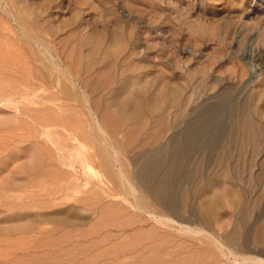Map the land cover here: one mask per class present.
Segmentation results:
<instances>
[{"label":"rangeland","instance_id":"rangeland-1","mask_svg":"<svg viewBox=\"0 0 264 264\" xmlns=\"http://www.w3.org/2000/svg\"><path fill=\"white\" fill-rule=\"evenodd\" d=\"M186 131L172 215L139 173ZM262 225L264 0H0V264H264Z\"/></svg>","mask_w":264,"mask_h":264},{"label":"bare ground","instance_id":"bare-ground-1","mask_svg":"<svg viewBox=\"0 0 264 264\" xmlns=\"http://www.w3.org/2000/svg\"><path fill=\"white\" fill-rule=\"evenodd\" d=\"M52 57V56H50ZM52 59V58H51ZM53 60V59H52ZM48 61V60H47ZM52 65L54 64V61H52ZM56 63V62H55ZM51 64V63H50ZM14 67L18 68V65L13 63ZM58 67V64L56 65ZM59 68V67H58ZM38 77V75H37ZM36 77V78H37ZM39 77H41V75L39 74ZM38 77V79H39ZM42 81V80H41ZM68 91V90H66ZM173 92V91H172ZM171 92V93H172ZM175 96V94H174ZM158 97V96H157ZM156 96H154V99L157 98ZM138 99V98H137ZM158 99V98H157ZM156 99V101H157ZM169 99V98H168ZM116 100V99H115ZM123 100V99H121ZM173 100V99H172ZM171 100V101H172ZM134 101V100H133ZM137 101V100H136ZM134 101V103L136 102ZM152 101H153V97H152ZM159 101V100H158ZM168 101V100H167ZM170 101V99H169ZM170 101V102H171ZM116 102V101H114ZM118 102V101H117ZM123 102V101H122ZM140 102V101H139ZM170 102L168 104V102L166 103L168 106L170 105ZM119 103V102H118ZM121 103V101H120ZM154 105H157V103L153 102ZM123 104V103H122ZM121 104V105H122ZM152 104V103H151ZM173 104V103H171ZM120 105V104H119ZM119 105L117 106L119 108V111L121 110V108L119 107ZM126 105V104H125ZM129 105H130V102H129ZM135 105V104H134ZM139 105V103H138ZM136 105L135 107H138L139 109V106ZM152 105V106H154ZM171 106V105H170ZM170 106L169 108L166 109V111L168 112L169 109H170ZM126 107V106H124ZM134 107V106H133ZM134 107V108H135ZM17 108V107H16ZM127 108V107H126ZM142 107H140L141 109ZM153 108V107H152ZM150 107V109H152ZM155 109L157 108V106L154 107ZM138 109H135V110H138ZM143 109V108H142ZM158 109V108H157ZM125 110V109H124ZM149 110V109H148ZM140 111V110H138ZM144 111H146L144 109ZM152 110H150L151 112ZM155 112V110H153ZM109 112V111H108ZM123 112V111H122ZM136 112V111H135ZM149 112V111H147ZM132 113V112H131ZM145 113V112H144ZM143 113V114H144ZM166 113V112H165ZM164 113V114H165ZM135 113H133L134 115ZM137 114V113H136ZM135 114V119L136 118H140L141 116H137ZM139 114V112H138ZM108 115V114H107ZM122 115V113H121ZM105 116H106V113H105ZM112 116V115H111ZM110 117V116H109ZM108 117V118H109ZM116 117V116H115ZM132 117V116H131ZM129 117V118H131ZM114 120L113 117H110ZM133 118V117H132ZM131 118V119H132ZM143 118V117H142ZM145 118V117H144ZM104 117L102 118V121L104 122ZM117 119V117L115 118V120ZM110 119H108L109 121ZM118 121L120 120V122L122 121L121 119H117ZM115 121V122H118V121ZM133 120V119H132ZM141 120V119H140ZM162 121V120H161ZM160 121V123H161ZM112 122V121H111ZM125 121L123 120V123ZM163 122V121H162ZM107 123V122H106ZM110 123V122H108ZM122 123V124H123ZM164 123V122H163ZM113 124V123H111ZM106 125V124H104ZM110 125V124H108ZM114 125V124H113ZM112 125V127H113ZM115 125L118 127L119 126V123H115ZM114 125V126H115ZM107 127V126H106ZM110 127V126H109ZM110 128V129H113V128ZM116 127V128H118ZM142 127V126H141ZM109 129V128H108ZM115 131H117L116 129H113ZM110 131V130H109ZM114 131V132H115ZM113 132V131H111ZM104 133V132H103ZM189 131H186L182 136H176L174 137L171 141H170V144L169 146L165 147V148H162L159 152V155L156 157V158H153L152 160H150L149 162H146L145 164H143V167L140 169V173H139V182L141 184V187L144 188V190L152 196V198L157 202L158 205L160 206H164L166 207L167 209V212H169L170 214L172 215H176V208L179 204V201H180V198H179V195H178V192L176 191V186H175V181H174V178L179 175L183 170H184V157H185V146H184V141L185 139H187L189 136ZM245 134L246 137L253 143H256L258 138H259V127L256 125V123L252 120V119H246L243 123L242 122H239L238 119H234L233 120V124H232V127L230 129V136L231 137H241V135ZM105 135V133H104ZM160 135V134H159ZM158 135V136H159ZM162 136V135H161ZM193 136V135H192ZM108 138V137H107ZM160 139V138H158ZM134 141V140H133ZM107 142V141H105ZM115 151V150H114ZM226 153H229V152H226ZM230 155V154H229ZM119 156V155H118ZM115 159H118L117 157ZM116 161V164H117V160ZM120 161V159H119ZM119 163V162H118ZM121 163V162H120ZM119 163V164H120ZM119 166V165H118ZM121 166V165H120ZM121 170V169H120ZM122 173V172H121ZM201 173V168H199L197 170V175L199 174L200 175ZM123 175V173L121 174ZM138 180V179H137ZM225 184V183H224ZM134 192V191H132ZM135 193H133L132 195H134ZM187 195V194H186ZM184 196V207L185 209L192 213V217H191V221L194 220V221H202L203 223L207 224L210 222L211 218L215 215L218 207H219V202H220V198L221 196L220 195H216L214 197H212L210 199V201L206 202L204 206H202V209H200V211L198 213H195L192 211V209H190L191 205H190V200H189V195L187 196ZM227 195V194H226ZM230 199L236 203V201L238 200V198L236 196H232L231 194H228ZM135 198V197H134ZM183 199V198H182ZM136 200V203L135 205H138L140 210H142V204L140 203L139 199L135 198ZM182 201V200H181ZM154 202V201H153ZM183 202V201H182ZM153 204V203H152ZM152 207V206H151ZM191 210V211H190ZM143 211V210H142ZM155 211V210H154ZM197 211V210H196ZM166 212V211H165ZM150 214V213H149ZM156 217V216H155ZM190 221V220H188ZM240 224L242 227H246L247 226V221L246 220H240ZM263 228H264V225H262L261 227H259V231H258V234L260 235V238L262 237V231H263ZM191 230H196V229H191ZM190 230V231H191ZM189 232V231H188ZM259 238V239H260ZM255 240V238H254ZM234 244L235 241L233 242Z\"/></svg>","mask_w":264,"mask_h":264}]
</instances>
